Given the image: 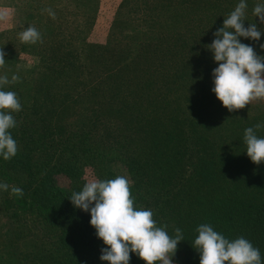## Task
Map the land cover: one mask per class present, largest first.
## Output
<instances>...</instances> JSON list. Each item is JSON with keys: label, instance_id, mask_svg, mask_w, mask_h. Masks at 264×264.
Segmentation results:
<instances>
[{"label": "trees", "instance_id": "trees-1", "mask_svg": "<svg viewBox=\"0 0 264 264\" xmlns=\"http://www.w3.org/2000/svg\"><path fill=\"white\" fill-rule=\"evenodd\" d=\"M73 5L91 33L97 5ZM69 12L33 16L49 43L31 70L0 50V202L59 230L17 264H163L156 234L184 264H264V91L222 80L264 73V0H125L107 43L79 47L55 33ZM98 149L128 179L104 178L103 209L77 186L96 182ZM15 227L12 250L26 233Z\"/></svg>", "mask_w": 264, "mask_h": 264}, {"label": "rangeland", "instance_id": "rangeland-1", "mask_svg": "<svg viewBox=\"0 0 264 264\" xmlns=\"http://www.w3.org/2000/svg\"><path fill=\"white\" fill-rule=\"evenodd\" d=\"M37 3L27 4L26 0H0V50H11L14 53L15 68L18 70L30 69L36 64L40 63V59L35 55L37 48L47 47L49 38L42 39L41 35L37 36L32 29L34 26L37 30L40 28L36 26L38 19H33V16H39V12L46 8L47 10L53 4L65 5L69 12L67 21L69 23H59L55 33L63 35L65 38L70 40V44L73 47H79V45L85 43L87 40L91 45H105L108 41L111 24L113 19L116 17L120 5L125 0H93L98 8V17L95 23V27L91 33L88 31V25L85 29L78 27L76 22L78 20L77 9L73 5V0H35ZM67 14V13H66ZM76 14V15H75ZM76 16V18L73 17ZM31 18V19H30ZM29 27L28 31L25 29ZM119 36V35H118ZM117 36V37H118ZM129 36V35H128ZM124 39V38H123ZM113 40V42H115ZM124 41V40H123ZM112 42V44H113ZM117 48L115 45L112 49ZM6 61L10 62L8 56L5 58ZM3 70L1 74L8 76L10 71L7 67V63H1ZM222 80H234L242 84H247L248 90L250 91H264V73H255L250 75L247 70H226L223 72ZM247 102L252 103L254 95H248ZM254 114L258 113V110H253ZM94 158H96V182L90 178H84L77 182V186L85 187L88 190L89 198L93 204L99 208H104L103 195L108 194L104 178H108L111 172L113 175H117L122 180L127 179L124 169L119 163V157L115 152H108L104 150H94ZM115 171V172H114ZM116 173V174H115ZM128 180V179H127ZM62 187H68L71 185L72 180L66 177H62L58 181ZM0 192H4L0 189ZM5 208L0 202V264H17V256L19 254H26L32 250L33 245H44L49 246V239L55 240L59 235V230L56 228L53 232L48 234V231L40 232L41 225L35 221L36 214L27 212L24 213L22 210L18 211L22 220L25 222L18 223L15 218H9L6 216ZM15 211L11 210L9 213L13 215ZM19 224L22 229L26 232L24 237L21 239V244L13 250L6 246L5 242L13 240L15 237L14 230ZM49 235V236H48ZM45 237V239H44ZM51 245V243H50ZM148 247L157 257L160 258L163 264H184L181 261L182 255L176 252L167 253L163 245L162 236L156 234L151 237L148 242ZM17 254V256L15 255ZM17 260V261H15Z\"/></svg>", "mask_w": 264, "mask_h": 264}]
</instances>
